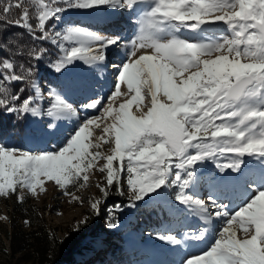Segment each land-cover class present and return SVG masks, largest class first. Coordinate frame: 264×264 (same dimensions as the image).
<instances>
[{"label":"snow or ice","instance_id":"obj_1","mask_svg":"<svg viewBox=\"0 0 264 264\" xmlns=\"http://www.w3.org/2000/svg\"><path fill=\"white\" fill-rule=\"evenodd\" d=\"M137 2L38 0L37 23L33 27L29 8L19 0L15 3L9 0L0 7L3 13L0 21L26 29L33 39L56 45L59 54L49 66L61 71L76 59L88 64L104 61L107 47L118 42V38L102 37L79 28L58 32L53 26L50 30L48 22L62 10L61 3L83 8L107 5L130 9ZM13 8L20 10L19 18H9ZM217 12L221 14H215ZM216 22L226 23L231 34L213 44L189 42L175 36L165 41L155 37L169 23L179 31L180 28L195 30L202 24ZM139 24L137 39L131 42L127 62L120 66L108 106L100 100L83 105L85 108L99 106L104 109L105 119L113 117L111 101L121 94V84L126 82L131 98L119 105L112 122L103 129L105 136L101 139L107 142L114 138L110 154L90 151V147H100L98 143L88 142L90 130L100 126L97 118L87 119L67 145L54 153L30 154L0 145V195L15 192L17 186L34 193L42 185V178L55 181L61 187L68 181L75 182L82 174L87 181L86 170L104 160L99 171L106 173V184L100 191L107 197L115 182L116 191L123 195L126 175L129 206H134L135 201L166 185L171 175L172 184L179 189L178 202L205 212L209 219L213 216L209 212L210 204L216 217H227L210 250L187 259L186 264H264V190H258V194L234 214L211 197L206 203L185 191L193 179L191 169L198 161L236 157L231 162L217 164L223 172L228 168L238 170L245 155L264 157V0H155L154 7ZM73 42L75 46H67ZM95 43L99 48L94 53ZM146 47L154 53L137 55V48ZM46 51L40 48L30 56L37 61ZM241 57L248 62H241ZM0 69L7 70L0 71V109L18 116L38 115L39 107H33V102L44 97L40 96L35 83L31 85L37 92L35 98L30 95L21 99L20 92L24 88L13 93L5 86V82H27L35 75V66H29L25 75L16 71L13 62L4 59ZM190 69L193 71L186 78L174 79ZM145 88L144 94L150 96L151 103L143 111L139 101ZM161 93L166 101L158 100ZM47 97L51 101L48 116L76 115L72 106L55 91H49ZM133 104L140 115L130 111ZM114 161L120 163L114 167ZM173 169H176L174 174ZM102 203V200L91 203L96 215H100ZM108 216L107 227H117L119 221L112 210ZM234 222L243 232V238L237 237ZM80 223L86 225L88 219ZM203 235L201 232L192 238L202 239ZM160 238L173 241L172 236Z\"/></svg>","mask_w":264,"mask_h":264},{"label":"rangeland","instance_id":"obj_2","mask_svg":"<svg viewBox=\"0 0 264 264\" xmlns=\"http://www.w3.org/2000/svg\"><path fill=\"white\" fill-rule=\"evenodd\" d=\"M28 2L35 9L34 20H36L37 8L39 7L38 0H29ZM45 2H48V0H45ZM147 2L148 0H138L130 9L127 7L107 5L83 8L70 5L65 6L61 3L59 6L62 10L48 22V27L51 30L54 26L55 31L64 32L66 29L73 28L75 27L74 25L79 24L80 18H88L97 12L106 13V9L110 8L115 11L114 14H117L116 16L126 17L121 21L124 24L128 25V21H134V19L138 20V24L137 21H134L135 23L132 24L131 27V29H134V34L130 31V35L132 36L126 40L130 48L131 42L137 39L140 28L139 21L154 7L155 0H153L151 4H147ZM137 4H143L144 7L142 6V13L135 15L133 9ZM215 14L218 15L221 13L217 12ZM110 15L111 14L106 13L105 17H109ZM36 23L37 20L35 21V25ZM170 25L172 24L169 23L165 25L163 31L156 33L155 37L162 41L167 31L170 29ZM204 27L212 28V32H206ZM97 28L98 26L96 25L95 30ZM183 29L184 28H180V35H182L180 31ZM199 31L201 35H204V44L216 43L221 37L231 34L228 25L223 22L212 23L210 27L202 24L199 27ZM104 33H106L103 35L104 37L118 38V42L120 39H125L127 37H124L120 29ZM46 42L49 43L52 50L56 52V54H54L55 58L49 56L48 59H43L47 64L42 70L47 71V75L36 73L35 78L31 81V85L35 83L39 89L40 96L44 97L43 99H34L33 102V107H39V114L32 115L31 113H26L22 116L24 118V127L26 130L22 146L14 147L8 139L0 142V145L6 149H18L30 154L54 153L65 147L70 137L74 135L78 129L74 128L69 131H64L67 136H63L62 130L59 132L54 129L58 124H56L55 117L47 115V109L51 106V101L47 96L49 91H55L66 102L71 100L70 98L72 96L75 98L76 103H74V105L72 104V109H75L76 115H72L71 113L64 114L65 120H72L81 127L87 119L97 118V122L100 126L93 127L90 130L91 135L89 136L88 142L91 144L98 143L100 147L98 149L90 147V151H99L103 155L110 154L111 149L114 147V138L107 142L105 139L101 138L105 136L103 132L104 127L112 122L114 115L113 117L105 119L103 116V108H99V106L98 108L83 107V105L97 100L104 102L105 107L108 106L109 96L106 91L108 89L104 88L102 84H98L96 79L97 77H101V71L100 74H98L101 66L92 63L89 64L84 70L85 72H83L79 69L77 63L84 61L76 59L63 70L56 71L49 65L58 57L59 49L56 45L48 41ZM97 45L96 43L93 44L94 53L95 50L99 48V45ZM67 46L73 47L75 43H68ZM115 47L118 48L119 45H115ZM142 49L151 48H137V54ZM130 50L131 49H129V51ZM50 58L52 60H50ZM241 62L248 61L241 57ZM73 67L77 68L76 71L70 72L69 69ZM0 71L3 70L0 69ZM189 71L191 72L193 70L190 69ZM44 76H46L48 80ZM114 86H116V83L113 85L112 89H114ZM31 91L35 98L37 96L36 89L31 88ZM127 95L130 96L131 94L127 92ZM127 95L120 99H116L118 105L128 100L129 96ZM141 100L142 96L139 101L140 104ZM162 101H166V98L163 96ZM135 106V104L132 105L130 111L136 115ZM147 106V104H145L144 108L141 106L143 111L146 110L145 107ZM217 123H219V121H217ZM50 125H52V127H49ZM62 129L67 130V128ZM60 138H63L62 141L64 143L58 141ZM53 141L57 142L55 143L58 147L57 150L56 148L55 150L48 148ZM225 155L232 154L225 153ZM232 159L237 158L210 157L196 162L191 169L194 175L189 186L185 189L186 194L203 201L205 200V196L210 194L212 200H215V202L219 201L220 204L223 203L222 205H225L227 200L230 202V196H232L233 200L243 197L242 201L245 199V202H250V200L258 194V190H264V157L259 155H245L241 158L242 162L238 170L234 171L232 168H228L221 172L217 164L231 162ZM104 163V160H100L94 167L86 170L85 174L88 176L87 181L83 180L82 174L75 182L68 181L64 187H61L57 185L55 181L42 178V185L38 186L34 193L28 188L17 186L15 192H10L7 196L0 195V264H9L11 262L7 235L10 232L8 220L10 211L9 206L13 199L15 202H25L28 205H33L47 232L58 239L63 238L66 234L75 233L76 229L81 226L80 222L86 218L89 219L90 230L87 229L83 231V233H80L81 239L80 237L79 239L81 241L79 240L76 245L78 252L71 255V260H69L67 264H153L154 261L159 263L162 259L169 260L170 263L173 261V264H181L185 259L202 254L210 250L214 245L216 240L214 236H217L222 231L226 220L221 222V229L216 227L217 224L209 226L208 222L203 220L204 218L201 216V211L194 210L193 207L178 202L176 194L179 189L172 184L171 175L166 185L146 194L143 199L135 201L134 206H129L126 175L123 178V195L117 192V198L105 197L100 191V187L106 184V173L99 171ZM119 163V161H114V167ZM175 172L176 169H173L172 173L174 174ZM181 175H183V172H181ZM235 178H239L247 186L248 184L255 186L256 189L250 193H244L243 190L239 192L236 191V186L234 185ZM206 185L210 187V190L208 192H203ZM228 188L231 189L233 194L227 192ZM66 191L68 193L67 195L65 194ZM97 200L103 201L100 205V215H96L91 208V203ZM240 203L241 201L234 204L235 210H233V214L239 211L241 207L245 206L244 202L243 205ZM151 204H158L162 210L166 212L168 221L154 229H146L144 227L135 229L133 221L137 219V212L142 208L149 207ZM113 206H116V208ZM109 210H112V214L115 215L119 221L117 227H107ZM236 230H238V228ZM201 232L204 233L202 239L192 238L199 235ZM167 236H172L173 241L176 242L160 238ZM241 238H243V236Z\"/></svg>","mask_w":264,"mask_h":264},{"label":"trees","instance_id":"obj_3","mask_svg":"<svg viewBox=\"0 0 264 264\" xmlns=\"http://www.w3.org/2000/svg\"><path fill=\"white\" fill-rule=\"evenodd\" d=\"M28 1L19 0L29 8L32 17L30 23L35 27V9ZM8 2L9 0H0V7ZM15 2H18V0H13V3ZM2 14L0 12V15ZM19 15L20 10L13 8L12 16L9 18H19ZM39 34V31H37L36 35L39 36ZM5 45L7 46L5 47ZM40 48H45L47 51L44 53L43 58L35 61L30 54ZM54 54L56 52L52 50L51 45L46 41L33 39L26 29L0 21V62L9 59L16 65V71L25 75L29 66H35V75L27 82L5 83V86L13 93L20 92V89L24 88V91L20 92L21 99L30 95L33 96L31 81L35 78L36 73L47 75V71L42 70L47 64L43 59H48L49 56L55 58ZM50 60L52 59L50 58ZM21 65H23V68L20 67ZM44 77L46 78V76ZM46 79L48 80V78ZM25 134L24 118L0 109V142L8 139L14 147H19L23 145ZM108 197H118L115 184L111 186ZM9 208L10 232L7 235L11 260L9 264H67L71 260V255L78 252L76 245L81 239L80 233L89 229L88 219L86 225L80 226V231L66 234L63 238L58 239L47 232L33 205H28L25 202H15L13 199ZM136 216V221H133L135 229L138 227L154 229L168 221L166 212L158 204H151L149 207L142 208Z\"/></svg>","mask_w":264,"mask_h":264},{"label":"bare ground","instance_id":"obj_4","mask_svg":"<svg viewBox=\"0 0 264 264\" xmlns=\"http://www.w3.org/2000/svg\"><path fill=\"white\" fill-rule=\"evenodd\" d=\"M152 2H153V0H148L147 4L148 3L151 4ZM142 6L144 7L143 4H137L134 7L133 12L135 13V15H137L138 13L139 14L142 13V11H143V7ZM105 12L108 13V14H111V15L109 17H105L106 13L97 12V13L93 14V16H90L88 18H85V19L84 18H80L79 19L80 23L77 24V25H74L75 27H73V28H79V29L87 30L89 33H93V34H96V35H99V36H102V37H104L103 35L106 34L104 32L120 29L122 31V33L124 34V37L127 36L125 39H120L119 42H117L116 44H113L114 46L111 45V46L107 47L106 58L108 57V59H109V62L107 64H105L104 61L103 62H95L96 65L98 64V65L101 66V77L98 78L97 81L101 82L103 87L108 89L106 91H107V95L110 97L113 94L111 92H114L115 87H116V86H114V89H112L113 85L115 83L117 84L118 72L121 70L120 66L127 62L128 54L130 52L129 51V49H130L129 45L127 44L126 40L129 37L132 36V35H130V31L133 32L132 34H134V29H131V27H132V24H134L136 21H137V24H138V20L134 19L135 22L134 21H128V25H127V24H124V23L121 22L126 17L116 16L117 14H114L115 11L113 9L107 8ZM123 16H124V14H123ZM211 24L212 23H206L205 26L210 27ZM96 25L98 26V28L95 30ZM205 31L208 32V33H211L212 32V28L211 29L210 28H205ZM199 32H200L199 28H197L195 30L184 28L183 30L180 31V33H182V35H180L179 31H177L172 25H170V29L167 31V34L165 35V37L163 38L162 41H165V40L170 39L171 37L175 36V37H178L180 39H184V40L189 41V42H196V43L204 44L205 43V41L203 40L204 35H201V33H199ZM96 44H98V43H96ZM115 45H119V47L117 48V47H115ZM153 53H154V51L152 49H142L141 51H139V53L137 55H152ZM204 58H206V57H204ZM110 62H112L113 65L117 66L113 79H110L109 72L107 71L108 70V64ZM77 65L79 66L80 70L85 72L84 70L87 68V66L89 64L85 63V62H80V63H77ZM76 69L77 68L73 67L72 69H69V71L70 72H75ZM189 74H190V71L184 72L182 77L181 76H177L174 79L179 80L181 78H186ZM110 80L112 82H110ZM146 91H147L146 88L144 90H142L141 106L143 108H144L145 104L150 106V103H151L150 96H147V95L144 94ZM127 92H128V89H127V85H126V82H125V83L121 84V94L117 95L114 98V100L111 101L112 107L114 109V111H113V115L114 116L116 114L115 110H117L118 107H119L118 101L116 99H120L121 97L126 96ZM131 95L130 96L127 95V96H129L128 99L131 98ZM70 99L71 100H68L67 102H68L69 105L72 106V104L74 105V103H76V101H75L74 96H72ZM158 100L162 101V93L158 94ZM109 102L110 101H108V104H109ZM115 105H116V107H115ZM145 108L147 110V107H145ZM63 115L64 114L60 115L58 118H55L56 124H58V125H56V127L54 129H56V131H59V132L62 130L63 136H67V134H65L64 131H69V130L74 129V128L79 129L80 125L76 124L72 120H68V121L65 120ZM136 115H140V112L137 111V109H136ZM62 128H67V130H63ZM67 133H69V132H67ZM62 140H63V138H60L58 141H62ZM55 143H57V142L53 141L52 144L48 148H52L53 150H55V148H56V150H57L58 147L56 146ZM62 143H64V142L62 141ZM234 181H235L234 185L236 186L235 189L238 192L243 190L244 193H246V192L250 193L251 191H254L256 189V187L253 186V185L248 184V186H247L239 178H235ZM209 190H210V187L208 185H206L205 188L203 189V192H208ZM227 192L232 193L230 188L227 189ZM227 195H228V193H227ZM209 197H212V196L210 194L205 196V200L204 201L206 203H208ZM229 198H230V202L227 200L226 204L223 205V206L227 207L226 209H227V211L229 213H232L233 210H235L234 204H236V203H238L240 201H241V203H240L241 205H243V202H244L245 205L247 203H249V201L245 202L246 201L245 199L242 201L243 197H239V198H236L234 200L232 199V196H230ZM228 202H229V204H228ZM216 203L219 204V205L223 204V203L220 204L219 201L218 202L216 201ZM209 212L213 213V216L210 219L207 217V214L205 212H201V216H202V218H204L203 220L207 221L209 226H213L214 224H217L216 227L221 229L222 228V226H221L222 223L221 222L226 220L227 217H224V216L216 217L214 215L213 208H212V206L210 204H209ZM218 224H220V225H218ZM233 227L235 229L238 228V230H239V225L236 224V222L233 223ZM238 230H237V233H238L237 237L241 238L244 234H243V232L241 230H239V231ZM215 236H214V238L217 239L218 235L216 237ZM178 238H180V237H178ZM186 261H187V259H185L181 264H186ZM153 264H173V261H172V263H170L169 260L167 261V260L162 259V261H160L159 263H156L154 261Z\"/></svg>","mask_w":264,"mask_h":264},{"label":"clouds","instance_id":"obj_5","mask_svg":"<svg viewBox=\"0 0 264 264\" xmlns=\"http://www.w3.org/2000/svg\"><path fill=\"white\" fill-rule=\"evenodd\" d=\"M247 6H248V7H250V6H251V4L249 3ZM242 10H243V6H242Z\"/></svg>","mask_w":264,"mask_h":264}]
</instances>
